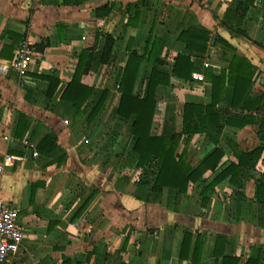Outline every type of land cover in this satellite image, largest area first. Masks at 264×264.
Masks as SVG:
<instances>
[{
  "label": "crops",
  "instance_id": "1",
  "mask_svg": "<svg viewBox=\"0 0 264 264\" xmlns=\"http://www.w3.org/2000/svg\"><path fill=\"white\" fill-rule=\"evenodd\" d=\"M190 30L207 32L203 50L181 40ZM106 35L112 38L110 56L101 62ZM22 42L29 61L17 71L11 61ZM84 48L93 55L80 83L92 91L76 115L61 93ZM130 52L144 55L129 63L133 95L146 96L152 70L168 78L154 87L150 135L180 133L184 105L210 104V79L225 71L213 106L218 121L193 136L185 161L194 167L216 148L223 155L214 171L206 170L183 193L155 190L153 169L137 165L135 115L118 114L119 82ZM234 54L244 60L237 68L259 109L232 105L228 68ZM178 55L194 68L187 78L174 72ZM52 74L59 83L48 96L44 78ZM103 91L100 108L89 116ZM261 120L263 3L0 0V197L17 210L23 228L13 256L18 264H220L221 254L214 256L218 235L224 237L223 255L238 257V264L256 257L264 264V189L257 192L264 148L253 167L238 168L234 181H215L202 205L203 189L236 162L232 148L249 152L263 144ZM44 138L53 146L45 155L37 149ZM185 141L182 134L176 153ZM5 156L12 161L4 164Z\"/></svg>",
  "mask_w": 264,
  "mask_h": 264
},
{
  "label": "trees",
  "instance_id": "2",
  "mask_svg": "<svg viewBox=\"0 0 264 264\" xmlns=\"http://www.w3.org/2000/svg\"><path fill=\"white\" fill-rule=\"evenodd\" d=\"M207 32L199 31L185 32L181 40L185 42L189 49L203 50L206 41ZM112 38L110 35L105 36V42L103 51L100 56L101 62H106L110 56ZM43 47V44L42 46ZM151 58L152 53H149ZM93 52L91 48H84L80 51L78 63L76 65L74 74L70 82L66 85L61 98L72 102L76 110V115L82 113L81 106L92 91L91 87H88L80 83V77L82 74L87 72ZM144 55H136L133 52L128 54V60L126 67L123 71V75L119 82V91L121 92L120 102L118 105V114L121 117L128 118L130 114H134V120L132 122V134L135 136V141L132 145V151L138 154L137 165L142 166L144 171H148L154 174L153 188L160 190L164 187L173 188L179 192H185L190 182H195L206 170L214 171L218 165L220 158L223 153L220 149L216 148L206 155L200 163L192 167L185 161V155L187 152V144L192 140L196 133L201 132L205 125L216 124L218 121V114L213 110V106L220 98V95L224 89V77L225 71L220 72V76L212 77L211 83V103L208 105L191 104L186 103L183 109L182 117V130L180 133H172L169 135H150V126L152 115L154 112L155 101H154V87L157 83L165 82L168 83V78L164 80L163 75H159L155 70L151 71V76L148 83L147 94L144 98L137 97L132 94V81H133V70L129 68V63L132 59H137ZM177 64L174 66V72L183 78L190 76V73L194 71L193 66L189 63L186 56L178 55ZM242 61V57H238L234 54L231 64L229 65L228 71L230 72V78L228 81L233 87V98L232 105L242 104L246 107H252L259 109L258 99H251L248 97V89L250 88L249 80H245V75L241 68H237V65ZM162 78V79H161ZM49 82L47 95L51 96L56 89L59 79L57 75L52 74L46 76ZM105 91H103L99 100L92 109L89 116L96 114L100 108ZM241 101H243L241 103ZM248 105V106H247ZM89 118V117H88ZM259 127L264 131V121L261 120ZM186 136L185 145L180 153H176L178 148L181 135ZM45 148H49L48 150ZM53 146L49 143L48 138L41 140L37 149L43 155L48 154L52 150ZM264 148V142L261 146L253 149L249 152L239 151L238 149L232 148L233 155L236 162H231L229 165L221 169V171L215 176V178L203 189L202 191V205H205L207 197V191L213 186L215 181L230 176V180L234 181L238 168L242 167H253L258 160L262 149ZM264 189V169L258 179L257 192L258 195ZM185 239V237H184ZM183 239V240H184ZM224 237L218 235L215 241L214 256L217 259L221 254L220 264H238L239 258L236 256H227L220 253L219 246L223 245ZM196 241L195 245H197ZM185 240L182 243V249L180 259L183 256V249ZM195 252V251H194ZM244 264H259L258 259L249 258Z\"/></svg>",
  "mask_w": 264,
  "mask_h": 264
},
{
  "label": "built area",
  "instance_id": "3",
  "mask_svg": "<svg viewBox=\"0 0 264 264\" xmlns=\"http://www.w3.org/2000/svg\"><path fill=\"white\" fill-rule=\"evenodd\" d=\"M253 1L256 4H264V0ZM28 51L27 43H20L15 58L11 61L12 68L22 71L27 67ZM12 159L11 156H5L4 164L10 163ZM22 237L23 228L18 222L17 210L0 197V264H18L13 260V256L20 247Z\"/></svg>",
  "mask_w": 264,
  "mask_h": 264
},
{
  "label": "water",
  "instance_id": "4",
  "mask_svg": "<svg viewBox=\"0 0 264 264\" xmlns=\"http://www.w3.org/2000/svg\"><path fill=\"white\" fill-rule=\"evenodd\" d=\"M31 152V149H28V153H30Z\"/></svg>",
  "mask_w": 264,
  "mask_h": 264
}]
</instances>
